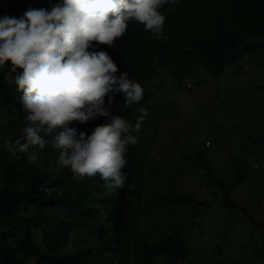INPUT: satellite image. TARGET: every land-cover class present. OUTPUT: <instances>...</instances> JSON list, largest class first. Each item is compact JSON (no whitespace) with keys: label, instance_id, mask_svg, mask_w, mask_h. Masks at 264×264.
<instances>
[{"label":"trees","instance_id":"obj_1","mask_svg":"<svg viewBox=\"0 0 264 264\" xmlns=\"http://www.w3.org/2000/svg\"><path fill=\"white\" fill-rule=\"evenodd\" d=\"M58 2L0 0V17L20 18L29 8L51 10ZM160 11L166 17V39L157 40L144 25L132 21L113 47L98 44L112 53L117 75L126 72L142 85L161 68L170 67L183 75L200 64L218 75L230 65H240L251 52L264 49V0H179ZM11 67L9 61L0 70V264H130L133 249L140 264H196L189 261V247L179 230L151 245L140 234L147 179L139 141L128 146L123 171L129 175L123 188L106 187L99 175L81 176L71 167L48 176L39 157L29 163V153L5 150L4 141L13 140L11 134L22 135L27 116L22 109L23 93L11 81L17 74L11 73ZM148 96L144 92L139 104L125 107L118 94L111 105L112 115H122L134 125V113ZM109 119L101 116L70 123L91 131ZM243 176L239 174L229 185L225 203L240 205L228 194ZM192 198L193 194H183L180 200L191 206ZM251 223L260 226L264 239V221L251 219ZM76 232L97 241L86 248L68 247Z\"/></svg>","mask_w":264,"mask_h":264},{"label":"rangeland","instance_id":"obj_2","mask_svg":"<svg viewBox=\"0 0 264 264\" xmlns=\"http://www.w3.org/2000/svg\"><path fill=\"white\" fill-rule=\"evenodd\" d=\"M142 86L149 95L136 134L147 179L144 241L158 243L179 230L190 262L264 264L262 230L251 223L264 221V49L218 75L201 64L183 75L164 67ZM34 150L48 176L70 167L57 166L59 150L50 143ZM239 174L244 180L228 194L236 207L224 199ZM183 194L194 195L191 206L181 202ZM93 240L76 232L68 247ZM130 264H140L135 249Z\"/></svg>","mask_w":264,"mask_h":264},{"label":"clouds","instance_id":"obj_3","mask_svg":"<svg viewBox=\"0 0 264 264\" xmlns=\"http://www.w3.org/2000/svg\"><path fill=\"white\" fill-rule=\"evenodd\" d=\"M177 3L59 0L51 10L29 8L20 18L0 17V70L11 62V73H17L11 81L23 93L22 109L27 113L22 135L5 140V150L29 153L28 162L35 163L36 146L43 150L50 143L59 150L57 166L70 165L81 176L99 175L106 187H125L128 146L138 143L133 133L141 130L148 110L138 107L132 125L110 109L118 94L125 107L139 104L144 88L126 72L117 75L112 53L98 44L113 47L132 21L144 25L157 40L166 39V17L160 9ZM101 116L109 122L91 131L70 123Z\"/></svg>","mask_w":264,"mask_h":264}]
</instances>
